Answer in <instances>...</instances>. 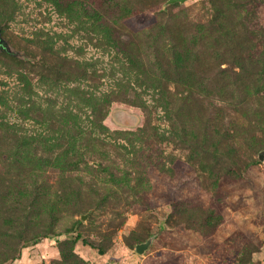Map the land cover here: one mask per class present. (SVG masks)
<instances>
[{
	"label": "rangeland",
	"instance_id": "374dc122",
	"mask_svg": "<svg viewBox=\"0 0 264 264\" xmlns=\"http://www.w3.org/2000/svg\"><path fill=\"white\" fill-rule=\"evenodd\" d=\"M166 1L149 0L141 13L112 17L115 22L107 23L122 25L107 34L89 27L93 23L80 6L72 18L59 14L51 0H0V26L11 50L24 60L17 64L0 50V264H264V160L259 158L264 150V83L258 81L264 57L244 58L243 72L222 47L216 52L222 63L201 72L194 55L186 54L189 78L182 81L186 74L169 68L171 54L165 52L172 80L163 85L172 88V81L181 80V87L194 88L196 100L190 106L156 101L151 89L144 91L149 84L144 71L151 68L161 76L149 64L157 54L154 48L162 46L150 32L172 22L208 27L214 17L202 0L164 7ZM67 2L72 0H60ZM84 2L92 9L99 3L113 9L111 0ZM130 2L137 8L136 0ZM258 17L264 27V1ZM245 34L238 33L237 40L246 42ZM38 40H48L55 54L44 52ZM192 40L188 48L194 54L201 48ZM0 47H6L1 38ZM26 49L37 60L45 56L50 67L57 62L68 77L29 66ZM231 71L242 73L248 94ZM111 90L131 102L112 100L109 113L98 121L93 111L98 96ZM144 106L166 138L133 137L145 124ZM237 108L248 113L247 120L235 119ZM178 109L188 128L202 125L201 139L224 141L225 151L233 147L235 156L221 161L209 156L204 161L209 169L200 175L186 160L181 130L171 127L180 124L174 114ZM236 123L244 129L234 137ZM36 158L42 159L37 165L43 173L35 183ZM75 160L63 171L62 162ZM20 164L32 173L28 179L15 174ZM169 166L173 176L164 172ZM4 173H14L16 202L7 198L11 188L3 182ZM174 202H180L179 211ZM152 235L149 248L137 253L136 244Z\"/></svg>",
	"mask_w": 264,
	"mask_h": 264
},
{
	"label": "trees",
	"instance_id": "16d2710c",
	"mask_svg": "<svg viewBox=\"0 0 264 264\" xmlns=\"http://www.w3.org/2000/svg\"><path fill=\"white\" fill-rule=\"evenodd\" d=\"M54 2L56 11L59 12V14H65L66 16H70L73 18V15L78 13L76 10L77 7H82V15L85 19L91 21L93 25L89 26L91 29H97L98 31L102 30L103 32L107 34L114 33L115 31H118L121 27V25L117 26H111L107 21H110L111 19L115 22V20L112 17H129L141 13L143 11V7H146V5L150 2L149 0H136V6H133V4L130 2V0H111L113 1L110 5L113 7L112 10H107V5L103 3L98 4V8H90L85 0H72L71 5L68 4H61L60 0H51ZM205 4L210 6V10L213 13L214 17L210 19L208 23V27L200 25L196 27H191L185 23H167L165 25L160 26L158 31H151L149 36L154 41H160L162 46H157L154 48L155 52L157 54L154 55L153 60L149 62V64L152 67H156L157 70L161 73V76L156 75L152 72V69H149V72H145V82L149 83L144 88V91H148V89H151V93L154 96H158L155 98L156 101H163L165 104H173L174 102H178L179 106L182 105H188L190 106L194 100H196V97L194 95V88L189 86H180L179 83H181V80H185V76L189 78V72L184 67V59L188 57V55L192 58L194 55V62H195V69L196 71L201 72H209L211 70H214L215 67L217 68L219 64L222 62L220 61V56L216 53L218 49L224 47L225 50H229V53L233 55V61L234 63L238 64L243 70V72L246 71L245 63H243V59L253 61L256 56L264 57V27L260 23L259 17H258V7L263 3L264 0H202ZM176 4V3H175ZM78 5V6H77ZM178 5V4H176ZM110 11H113V14H109ZM78 15V14H77ZM113 15V16H112ZM248 23H250V30L248 27ZM81 24L83 25V22L81 21ZM157 25V24H156ZM155 26V25H154ZM195 30L194 34L192 32ZM238 33H248L247 34V41L242 42L241 40H237ZM192 34V36H191ZM0 38L5 43L6 47L2 48L0 47L1 52L7 54L10 58H13L17 64L24 65V60H21L19 55L16 54L11 50V44L9 41V38L7 37L6 30L3 28V26H0ZM193 39H197L201 50L195 52L193 54V51H189L188 44L193 43ZM38 44H42L44 47V52H49L51 55L55 54V50L53 49L52 44L48 43V40H38ZM32 42V41H31ZM35 42V41H34ZM210 44L209 47H214V50H209L208 46L206 44ZM40 44V46H41ZM26 52V55L31 53L32 60L27 61V64L29 66H35L40 65L43 69H45L47 72H52L53 69H56V77H68V72H65L61 69V66L57 64V62H54L51 64V67L48 66L46 57H39V59H36V56L28 51L27 49L24 51ZM169 52L171 54V61H168V64L170 65L169 68L173 69L174 71H180L183 70V72L186 74L184 75V78L179 81H172L174 83L173 87H170V84L166 83L167 85H163L165 82L171 81L170 72L171 69L168 70V68H165L164 63L166 62L164 59V53ZM188 54V55H186ZM254 57V58H253ZM44 70V71H45ZM220 72H229L228 69H220ZM236 79L242 81V88L245 90V94H248V88L247 84L244 81V78L242 73H237L234 71H231ZM46 73V72H45ZM229 74V73H227ZM226 74V75H227ZM163 77V78H162ZM224 77V76H222ZM180 79V78H179ZM260 83H264V72L262 71L259 75ZM164 82V83H163ZM184 91V92H183ZM182 92L185 93L186 96L182 95ZM114 100H120L124 102H131V100L125 96V94L111 90L109 93L103 94L101 97L98 96V109L94 108V112L97 110L98 112V121L99 116L105 117L109 113L110 104L111 101ZM202 99L198 100V104H200ZM141 106V105H140ZM96 109V110H95ZM201 112L200 110H198ZM144 112L146 114V120L144 126L138 129L137 132H132L133 137H136L137 139H141L142 137H152L156 140H162L163 138H166L164 132L159 131L160 130V124H152V120H154V115L149 114V108L144 106ZM184 112H180L174 110V114L176 115L177 120L180 122L178 126H175L173 123L171 125L172 129H180V138L179 142L180 145L183 148L187 149L186 154V160L188 163L201 175L205 173L209 169V165L206 164L204 161L211 156L214 157L216 161H221V159L230 158L231 155L235 156L234 148L231 147L229 150L225 151L224 147L226 145L224 144V141L219 140H212V142L207 141V137H203L201 139V132L200 129L202 128V125L198 124L197 126H192L188 128V124L184 121L186 117L184 118L185 114H182ZM198 113V112H197ZM236 114V120L239 118L240 121L244 120V118L247 120L248 113L246 111L241 110L240 108H237L235 110ZM96 117V112H95ZM153 117V118H152ZM201 117V116H200ZM160 116H155V120H159ZM216 122V120H215ZM218 122L215 123V125ZM238 126H235L233 129L234 137H236L237 133L241 131L243 125L241 123H236ZM208 132V131H206ZM211 132V131H209ZM128 133V132H127ZM114 133L113 135H115ZM175 134L170 135L168 140H171ZM131 137V136H128ZM144 137V138H145ZM130 145H134L133 138H128ZM142 140H140V143ZM202 146L203 150L199 151L194 146ZM228 147V146H227ZM228 154V155H227ZM24 158L26 155H21ZM233 159V158H231ZM55 160H62L61 158H56ZM32 161L35 162L37 171H34V180L35 183L39 180V178L42 176L43 171L41 170L40 166L37 165V162L42 161L40 158L32 159ZM77 160L75 161H67L62 162L65 167L68 168L69 166H75L77 163ZM221 163V162H218ZM41 164V163H40ZM22 167H19L18 172H15V174L18 176H22V178L28 179L31 176V172L27 169H24L23 166L25 164H20ZM156 167L160 169L161 167V161L159 160L156 164ZM163 170V169H162ZM21 172V173H20ZM164 172L168 175L173 176L175 174L174 168L172 166H169L167 169H164ZM20 173V174H19ZM30 175V176H29ZM14 173L11 174H2L3 182L4 184L8 185L11 190L10 194L7 195V198L11 201L17 200V194L14 192L15 188V182L16 179H13ZM138 185L141 187L140 189L144 188V185L138 182ZM40 187V186H39ZM138 191L137 186L134 188ZM180 202H174L173 203V209L174 211H179L180 209ZM46 208H44L45 210ZM8 215H12V213H8ZM34 237V236H33ZM82 236L80 234L77 235V239H81ZM84 243H86V240H83ZM38 240L36 238L33 239V243H37ZM100 253H103L100 251Z\"/></svg>",
	"mask_w": 264,
	"mask_h": 264
},
{
	"label": "water",
	"instance_id": "95a60500",
	"mask_svg": "<svg viewBox=\"0 0 264 264\" xmlns=\"http://www.w3.org/2000/svg\"><path fill=\"white\" fill-rule=\"evenodd\" d=\"M187 0H167L164 4V7L171 5V4H175V3H185ZM259 158L261 160H264V150H262L259 154ZM85 217H82V219L84 220ZM155 236L152 235L148 240H146L145 242L142 243H138L135 246V251L139 254H143L151 245V243L153 242Z\"/></svg>",
	"mask_w": 264,
	"mask_h": 264
}]
</instances>
